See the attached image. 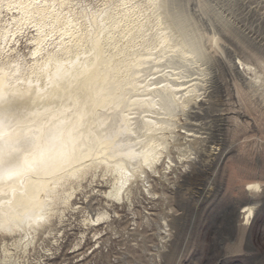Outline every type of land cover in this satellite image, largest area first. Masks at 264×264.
<instances>
[{"label":"rangeland","instance_id":"374dc122","mask_svg":"<svg viewBox=\"0 0 264 264\" xmlns=\"http://www.w3.org/2000/svg\"><path fill=\"white\" fill-rule=\"evenodd\" d=\"M76 1L90 8L101 3ZM178 3L183 6L164 3L172 42L201 34L217 43L208 49L211 61L195 53L183 59L178 47L169 52L180 67L173 68L175 81L163 82L179 83L181 93L198 83V96L189 93L186 105H174L173 133L155 132L166 144L159 159L121 200L107 195L108 176L87 175L73 207L45 223L16 264H264V0H243L246 44L214 24L201 0ZM32 34L26 29L7 47L29 60ZM140 132L119 135L115 148L138 149L146 140ZM254 182L258 188L249 185ZM244 205L253 206L248 221ZM100 212L108 216L94 223ZM1 247L0 237V254Z\"/></svg>","mask_w":264,"mask_h":264},{"label":"bare ground","instance_id":"6f19581e","mask_svg":"<svg viewBox=\"0 0 264 264\" xmlns=\"http://www.w3.org/2000/svg\"><path fill=\"white\" fill-rule=\"evenodd\" d=\"M100 2L90 8L76 0H0V264H16L18 253H25L40 228L73 207L71 199L87 175L108 176L107 195L117 200L128 198L134 181L145 175V167L153 168L166 145L155 132L169 129L173 133L174 105H186L189 93L198 96L195 82L181 93L179 83L161 80L169 87L147 93L152 85L138 78L148 95L138 100L143 110H128L123 100L119 101L122 110L117 109L116 89L128 79L121 70L128 71L124 60L147 55L140 46L145 43L141 35L151 34L159 42L157 46L167 45L164 56L178 47L182 58L192 53L201 58L202 46L193 34L187 42H172L164 3L176 6L178 0H125L128 8L120 7L121 0ZM182 22L189 33L190 26ZM28 28L33 31L32 49L25 61L14 55L13 46H7ZM211 40L217 43L216 38ZM160 58L156 56L157 61ZM139 113H144L142 118ZM140 130L146 140L138 149H133V144L125 152L115 148L121 141L115 140L119 135L139 136ZM54 136L60 139L53 142ZM64 146L69 150L75 146L77 153L93 157L96 167L81 175L80 165L73 160L71 168L64 165L73 172L71 178L55 167L28 170L29 164L42 157L58 159ZM216 149L211 147L209 153ZM10 173L15 175L10 178ZM23 174L28 175L20 181ZM249 185L259 187L257 182ZM65 199L67 203H63ZM252 210L253 206L244 205L246 221ZM105 216L106 212H100L92 220ZM5 236L10 237L9 244Z\"/></svg>","mask_w":264,"mask_h":264},{"label":"snow or ice","instance_id":"6c2138e0","mask_svg":"<svg viewBox=\"0 0 264 264\" xmlns=\"http://www.w3.org/2000/svg\"><path fill=\"white\" fill-rule=\"evenodd\" d=\"M36 6L40 7L41 5L37 3ZM43 6L50 7L52 5L45 4ZM129 6L130 5L126 3L125 0H121L120 7L128 8ZM182 6L183 5L181 4L177 5V7ZM200 7L208 14L214 24L218 27L222 25L223 29H226L233 35L240 37L245 44L247 43V40H245L243 36L245 25V17L243 16V0H201ZM208 31L211 32L213 30L210 28ZM140 39L145 41V43L140 46L144 48L147 55H142L140 60H136L131 57L124 60V63L127 64L128 71H125L123 68L121 70L128 76V79L124 82L122 88L116 89L117 109L122 110L123 106L119 103V101L123 100L126 102L128 110H132L133 108L137 111L143 110L138 104V100L142 95L144 99H147L148 95L146 94L144 84L138 83V78L145 82H149L152 85V87L147 90V93L161 91L169 87V85H165L160 81L167 79L169 76H173V68L180 67L179 56H172L171 54L164 56L163 50L167 47V45L159 44V46H157L159 42L153 38V35H141ZM184 40L187 42L188 38L185 37ZM196 41L197 45L203 41V48H201V52L206 57L207 61H211L212 57L208 52V49L212 47L211 37L197 34ZM152 53H155V55H152ZM120 55L123 56V53ZM156 56H160L161 59L157 61ZM113 59L116 60L117 58L113 57ZM117 63H120V61L117 60ZM173 81H175L174 76ZM181 82L183 83V81ZM68 135L71 137L72 131H69ZM51 139L54 142L60 139V137L54 136ZM58 156V159L55 157H49L47 159L42 157L29 164L28 170L32 172H39L47 171L49 168L55 167L58 171L67 172L68 176L71 178L73 176V172L68 171L64 165H68L69 168H71V162L75 160L76 164L80 165V174L82 175L85 172H89L92 168H95L98 163L93 157L88 156L84 152L77 153L75 146H73L71 150L64 146L59 151ZM144 163L145 165H148L149 161L145 160ZM12 175L15 174L10 173V178ZM63 203H67V200L65 199ZM40 219L43 220L45 217H40ZM98 222L99 220L94 221V223Z\"/></svg>","mask_w":264,"mask_h":264}]
</instances>
